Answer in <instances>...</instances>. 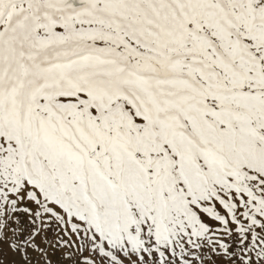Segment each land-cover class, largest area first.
<instances>
[{
    "label": "snow or ice",
    "instance_id": "obj_1",
    "mask_svg": "<svg viewBox=\"0 0 264 264\" xmlns=\"http://www.w3.org/2000/svg\"><path fill=\"white\" fill-rule=\"evenodd\" d=\"M0 264H264V0H0Z\"/></svg>",
    "mask_w": 264,
    "mask_h": 264
}]
</instances>
